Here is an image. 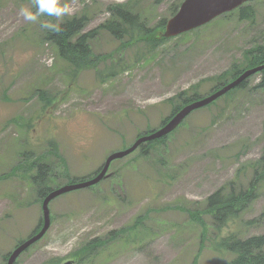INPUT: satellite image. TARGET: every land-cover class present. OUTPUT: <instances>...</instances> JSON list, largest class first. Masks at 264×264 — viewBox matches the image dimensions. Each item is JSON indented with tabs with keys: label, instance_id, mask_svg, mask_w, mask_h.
<instances>
[{
	"label": "rangeland",
	"instance_id": "1",
	"mask_svg": "<svg viewBox=\"0 0 264 264\" xmlns=\"http://www.w3.org/2000/svg\"><path fill=\"white\" fill-rule=\"evenodd\" d=\"M182 1L0 0V264L40 224L42 189L92 176L110 154L160 127L182 98L205 96L215 77L244 62L246 49L264 44V0H253L244 4L250 18L233 10L151 47L160 21ZM119 7L132 12L135 28L119 38L100 28L88 42L94 66L71 70L44 38L50 17L85 15V33ZM260 76L193 111L147 155L137 149L114 160L98 184L55 197L49 229L16 264H226L233 255L217 252L215 239L264 234V179L241 217L219 233L204 216V242L188 212L202 210L218 189H245L260 171ZM91 241H98L92 250H79Z\"/></svg>",
	"mask_w": 264,
	"mask_h": 264
},
{
	"label": "trees",
	"instance_id": "2",
	"mask_svg": "<svg viewBox=\"0 0 264 264\" xmlns=\"http://www.w3.org/2000/svg\"><path fill=\"white\" fill-rule=\"evenodd\" d=\"M45 6V4H42L41 6L35 4V12L37 13V10H42L46 12L48 16H50V9ZM237 10L239 11V18L241 19H247L252 16V11L249 6L244 5ZM175 12L176 9L171 13V15H174ZM114 14L116 16L109 20L106 24H102L98 26L97 29L85 33H81L86 22L85 15L64 19L60 22H56V20L51 19L50 17V20L53 24L50 27L44 28V38L48 41H52L55 44L58 49L59 56L63 57L64 60L69 63L71 70L77 71L85 67L88 68L90 65L94 66V60L96 58L94 57L88 42L95 37L100 28L111 32L117 38L121 36L122 32H128V28H135V17L130 10L119 7L115 10ZM165 23L166 19L160 21L159 28L161 31L164 29ZM138 28L141 29V25H138ZM158 31L159 30L153 32L149 38L152 42L150 43L151 47H155V45L161 41L171 39L159 37ZM243 58L244 62L242 64H234L231 69L227 71V73L215 77V86L210 90L209 94L219 89L222 85H225L238 77V75H240V73H242L244 70L264 64V44L246 49L244 51ZM258 73L261 76L259 81L256 83L255 88L264 90V68ZM226 75H229L230 79L227 80ZM250 77L243 80L226 94L233 90L244 88L247 85ZM193 87L197 88L198 85ZM198 98H200V96L195 91L192 95L182 98L179 102L181 105L175 107L172 110L171 115L166 119L170 118L173 113H175L183 105ZM168 135L163 136L160 139L142 143L139 148L142 152L141 154L147 155V148L149 146L152 144L164 143ZM139 136L140 135L137 137ZM259 161L260 171H256L255 177L250 182L248 187L245 189L240 188L239 190H235L231 185L228 190L218 189L206 198V204L202 210L188 212L190 219L198 223L201 228V242H204L209 233V226L206 223L204 216L210 217V225L212 229L219 233L229 222L241 217L247 207L257 197L258 194L256 191V181L264 179V151ZM41 167L42 166H39V168ZM97 173L98 171H96L92 176H89V178L95 176ZM81 180H83V178ZM49 191L50 189L48 188L42 189L40 192V197L45 196ZM39 200L40 202L42 201L41 198ZM143 220L144 215L138 217L128 228H121L113 232L114 238L128 232L131 230V228H137ZM40 228L41 225L39 224L30 235L37 233ZM97 242L98 241H91L87 245L81 247L79 250L90 251L95 247V243ZM213 248L219 253L226 252L233 255V257L226 264H264V234L240 238L236 232H230L227 235L220 236L218 239H215Z\"/></svg>",
	"mask_w": 264,
	"mask_h": 264
},
{
	"label": "water",
	"instance_id": "3",
	"mask_svg": "<svg viewBox=\"0 0 264 264\" xmlns=\"http://www.w3.org/2000/svg\"><path fill=\"white\" fill-rule=\"evenodd\" d=\"M247 1L251 0H184L179 6L177 12L167 20L165 24V30L159 33V37H173L197 28L223 13L232 11L233 9L239 7ZM263 68L264 64L247 69L243 71L237 78L222 86L212 94L185 105L183 108L177 111L170 120H168L162 127L157 129L156 131L152 132L151 134L139 137L128 149L110 154L106 158V161L100 172L92 179L68 184L49 192L42 201L43 225L40 231L36 234L31 235L17 247H15L9 254L6 264H15V260L17 259V257L32 243L39 240L45 234L50 226L49 202L53 198L57 197L60 194L75 189L85 188L98 183L101 179L107 176L106 172L112 160L126 156L127 154L134 151L143 142L167 135L172 130H174L192 110L211 103L219 96L223 95L228 90L235 87L243 80L262 70ZM65 264L71 263L67 262Z\"/></svg>",
	"mask_w": 264,
	"mask_h": 264
}]
</instances>
